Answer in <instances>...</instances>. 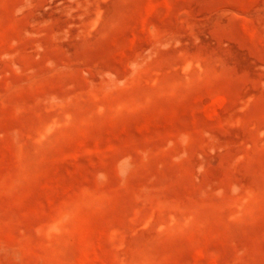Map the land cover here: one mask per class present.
Masks as SVG:
<instances>
[{"label": "rangeland", "instance_id": "obj_1", "mask_svg": "<svg viewBox=\"0 0 264 264\" xmlns=\"http://www.w3.org/2000/svg\"><path fill=\"white\" fill-rule=\"evenodd\" d=\"M0 264H264V0H0Z\"/></svg>", "mask_w": 264, "mask_h": 264}]
</instances>
